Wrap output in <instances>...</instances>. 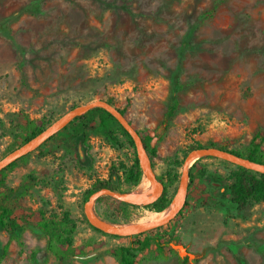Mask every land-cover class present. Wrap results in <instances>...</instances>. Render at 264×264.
I'll return each instance as SVG.
<instances>
[{"label":"rangeland","instance_id":"obj_1","mask_svg":"<svg viewBox=\"0 0 264 264\" xmlns=\"http://www.w3.org/2000/svg\"><path fill=\"white\" fill-rule=\"evenodd\" d=\"M95 100L110 101L137 131H156V156L144 160L155 178L176 170L171 205L189 151L245 154L264 129V0H0V160L22 145L26 118L50 125ZM78 117L3 173L0 204L21 219L15 238L0 230V264H118L107 254L118 247L132 264H264V202L238 211L227 189L233 164L216 158L193 171L186 203L167 225L132 238L95 230L83 213L93 186L108 181L129 195L144 175L139 166L129 189L122 171L135 149L109 118ZM37 210L49 220L67 212L72 247L89 245L82 255L57 261L32 226ZM91 212L118 229L160 213L107 198Z\"/></svg>","mask_w":264,"mask_h":264},{"label":"trees","instance_id":"obj_2","mask_svg":"<svg viewBox=\"0 0 264 264\" xmlns=\"http://www.w3.org/2000/svg\"><path fill=\"white\" fill-rule=\"evenodd\" d=\"M106 102L112 105L110 101L106 100ZM175 108H176V104L170 107L165 117L166 121H169L173 117ZM120 113L123 115L122 111H120ZM85 115H87L88 117H92V119L95 118L97 120L100 119V116L106 117L112 120L115 123L116 131L124 137L125 142L134 150V144H133L131 137L115 121V119L112 118L107 112H105L104 110L100 108H93L87 111ZM77 118L79 117H76L75 119ZM47 126L48 124L45 125V123H43L42 121L30 120L26 118L23 126L21 127V130L24 133V137L21 140L23 141V143H25L29 139L38 135ZM108 134L112 140L114 141L117 140V135L115 134V132L111 131ZM138 134L141 138L146 154L150 158L155 157L157 147L160 142V137L157 135L156 131L152 129H143L141 131H138ZM48 139L49 138H47L46 141ZM210 147L217 148L223 151H227L250 163H253L256 165H264V129L261 127H258L253 133L251 141L248 147L246 148L245 154L241 153L240 151L227 150L226 148H222V147L215 146V145H211ZM198 148H201V147H198ZM10 151L12 150L10 149ZM205 159H212V157L199 158L190 167L188 171L189 180H188V187H187V195H188V188L193 183V179L195 178V176L193 175V171L197 169V167H199L200 162ZM13 163L10 164L6 169H3L2 171H0V182L2 180L1 178H2L3 173L9 167H11ZM172 164H173V167L181 165V163L178 161H173ZM122 172H123L122 181L126 184V186L129 189H132L139 183V180L141 177V171L139 168L137 156L135 155V151H134L132 165L129 168L127 167L124 168ZM200 172H201V175H204L206 173L203 169H201ZM156 179L163 186L162 193L154 203L143 207V209L151 211V212H162L164 209H166L170 205L173 199L174 193L171 195L170 188L172 184L177 182L178 174L176 170L169 169L163 177L156 178ZM119 180L121 179L118 176L111 177L110 179L112 184H114L115 181L118 182ZM227 181L229 182V185L227 186V189L230 194L229 200L232 204L236 206L238 211L244 210L246 206L248 205V203L250 202L252 203L264 202V174L263 173L250 171L243 167L233 165V169L230 171L229 175L227 176ZM110 185L111 183L108 181L105 183L96 184L93 186V192L98 191L100 189H109V190L117 192V189ZM119 193H122V192H119ZM104 198H107L109 200L116 202V200L111 197H100L96 201L97 202L101 201ZM121 204L125 207H128V206L132 208L136 207L133 205L122 203V202ZM32 216H33L32 226L38 229L47 238L46 248L48 252L57 261L61 263H67L73 257L82 255L83 250L87 246H89L86 244L83 246H79L77 248L72 247L73 244H72L71 235L73 233L74 227H73V223L71 219L69 218V215L67 212L63 213L61 218L58 220H55V218H52L51 220H49L50 218H48L45 215L44 211L42 210H37L36 212L32 214ZM28 218L32 219V217H28ZM20 219H21V214L19 213V211L9 208L6 204H0V230L8 233L11 238H15L14 233L17 229L20 228V225H18V222ZM109 236L114 237V238H119L117 236H112V235H109ZM132 237H135V236H129L127 238H132ZM7 247H8L7 244L3 246L4 253L7 251ZM107 254L114 257L116 261L118 262V264H132L129 249L126 247H118V248L110 249L107 251Z\"/></svg>","mask_w":264,"mask_h":264},{"label":"water","instance_id":"obj_3","mask_svg":"<svg viewBox=\"0 0 264 264\" xmlns=\"http://www.w3.org/2000/svg\"><path fill=\"white\" fill-rule=\"evenodd\" d=\"M93 108H100L104 110L105 112H107L128 133V135L131 137L133 141L137 160H138V163H139V166L141 168L143 175L146 177V179L149 182L157 186V192L155 195L150 196L143 200H138V201L130 200L126 197V195L109 190V189H100L92 193L88 197L87 201L84 203V206H83L84 216L90 226H92L93 228L107 235H112V236H117V237H129V236L138 235L141 233L154 230L156 228L162 227L170 223L180 213V211L184 207L186 197H187L188 171L191 165L199 158L212 157V158L228 161L233 165L243 167L250 171L264 174V165H256V164L250 163L227 151H223L217 148L192 149L191 151H189V153L184 158L182 168H181V177H180L181 195H180L176 209L170 215L150 225H146V226H143L137 229H131L129 231H125L124 229H118V228L106 225L104 223H101L93 216L91 212V206L98 198L111 197L119 202H122L128 205L145 207V206H148L154 203L158 199V197L161 195L162 190H163L162 184H160L156 180L155 176L150 173L149 168H148V172H146L143 169V164L145 161L144 160L145 150H144L141 138L138 134V131L130 125V123L126 120V118L120 113L118 109H116L115 107H113L112 105H110L109 103L103 100H95L90 103L78 106L67 116L61 119H58L54 121L53 123H51L50 125H48L38 135L29 139L28 141L23 143L21 146H19L18 148L13 150L11 153H9L4 159L0 160V171H2L6 167H8L10 164L15 162L19 157L39 147L47 138H49L60 127L67 125L79 115L86 113L87 111ZM191 159H194V161L188 166V162ZM217 185L220 186V184H217Z\"/></svg>","mask_w":264,"mask_h":264},{"label":"bare ground","instance_id":"obj_4","mask_svg":"<svg viewBox=\"0 0 264 264\" xmlns=\"http://www.w3.org/2000/svg\"><path fill=\"white\" fill-rule=\"evenodd\" d=\"M193 161H194V159H191L188 162V166ZM143 169L146 172H148V166H147V162L146 161H144ZM156 192H157L156 186L154 184H152L151 182H149L146 179V177L144 176V178L142 179V181L138 185L137 189L133 193H131L129 195H126V197L128 199H130V200L138 201V200L145 199L147 197V195H149V197H150V195L153 196V195L156 194ZM180 195H181V191L178 193V195L176 196V198L174 199L172 204L166 210H164L163 212H160V213H146V214H144L138 220L137 224H145V225L133 228L135 225H137V224H134L133 226L126 227L124 230L125 231H129L131 229H137V228H140V227H143V226H146V225H150L152 223H155V222L167 217L168 215H170L176 209L178 201H179V198H180Z\"/></svg>","mask_w":264,"mask_h":264}]
</instances>
